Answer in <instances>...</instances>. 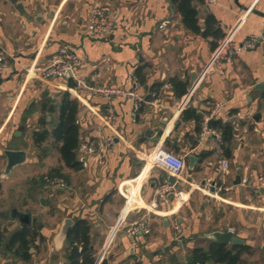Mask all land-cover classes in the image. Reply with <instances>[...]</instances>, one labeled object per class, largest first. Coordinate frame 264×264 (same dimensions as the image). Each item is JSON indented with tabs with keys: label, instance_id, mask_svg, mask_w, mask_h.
<instances>
[{
	"label": "crops",
	"instance_id": "obj_1",
	"mask_svg": "<svg viewBox=\"0 0 264 264\" xmlns=\"http://www.w3.org/2000/svg\"><path fill=\"white\" fill-rule=\"evenodd\" d=\"M105 4L115 30L93 34L90 12ZM196 8L199 25L214 15L223 37L191 32L171 0H0V264H67V218L70 229L88 224L93 264H199L193 250L221 245L209 235L221 230L244 239L224 244L245 246L236 264H264V196L254 190L264 174V48L225 61L227 49L261 32L264 0L198 1ZM63 46L81 65L69 77L44 78L39 68ZM134 79L144 96L139 111L129 97L107 102L89 88L129 87ZM66 93L77 102L79 169L65 164L54 134ZM156 146L184 156L187 167L173 201L151 212L166 174L146 162ZM6 149L26 151L9 173ZM214 183L228 189L208 191ZM19 212H30L32 225H22ZM146 215L152 231L127 235L126 225ZM209 253L204 264H225Z\"/></svg>",
	"mask_w": 264,
	"mask_h": 264
},
{
	"label": "built area",
	"instance_id": "obj_2",
	"mask_svg": "<svg viewBox=\"0 0 264 264\" xmlns=\"http://www.w3.org/2000/svg\"><path fill=\"white\" fill-rule=\"evenodd\" d=\"M206 5H215L218 0H202ZM111 7L108 4L104 6H95L90 12V21L87 24L88 30L93 34H98L102 36L108 35L115 30L116 22L109 15ZM262 46L264 48V23L259 34H252L249 38L242 41L240 44L234 46V48L227 49L228 52L225 56V61L227 64H231L234 60L236 54L251 50L256 45ZM58 55L52 58V60L41 66L39 68L40 73L46 79L52 78H64L66 77L67 71H72L81 65V58L72 48L68 46H63L59 49ZM6 65V58L4 51L0 49V66ZM140 83L134 79V82L129 87L115 86L111 84L94 83L89 85L90 90H93L97 94L105 97L107 102L112 101L115 97H129L133 100L135 111L140 110V106L144 103V96L139 92ZM113 116V111L107 116V121ZM206 124V123H205ZM205 131L213 132L217 137L221 138V131H214L212 128L208 127L206 124L204 127ZM113 140L110 139L108 144H112ZM89 152L95 151L94 146L88 148ZM146 162L150 164V168H160L166 172L164 176L156 185V189L153 195V201L149 205V211L153 212L159 208V203H171L173 197L177 194V184L181 179L183 171L187 167V161L184 156H179L172 150L168 149L166 146H156L148 152L146 156ZM221 169L223 173L229 170V161L223 159L221 162ZM167 174L173 175L176 179V183H172L168 178ZM254 186L255 192L264 196V174H259ZM58 180L56 177L54 181ZM248 182V179H244V183ZM213 188H217L216 183L208 184L207 190L210 191ZM228 189L226 186H220L217 189ZM152 231L151 224L149 222V217L144 216L142 219L134 221L126 225V234L131 237H136L138 234H148Z\"/></svg>",
	"mask_w": 264,
	"mask_h": 264
},
{
	"label": "trees",
	"instance_id": "obj_3",
	"mask_svg": "<svg viewBox=\"0 0 264 264\" xmlns=\"http://www.w3.org/2000/svg\"><path fill=\"white\" fill-rule=\"evenodd\" d=\"M202 0H171V2L177 6L178 11L183 15V21L187 29L194 33H201L205 37L212 36L214 40L224 36L223 32L218 24V20L214 15H208L206 18V25L202 28L199 25V14L196 8V3ZM214 42V46H215ZM66 100L62 105V115L54 134L60 139V150L62 158L68 166L71 168H81V163L77 160V149L79 147V127L76 123V113L78 111L77 102L74 99H70V93L65 94ZM194 117L198 118L199 115ZM224 125L219 123L215 127L222 128ZM223 133H226V126ZM41 134L44 137L47 132L38 133L35 132V136ZM89 226L86 221L79 220L73 228H71L67 234L66 254L68 255L69 262L67 264H93L95 261V255L91 250V241L88 236ZM23 236L27 235L32 237L28 229H25L22 233ZM29 241V238L27 242ZM79 244L82 245V250L79 251ZM245 246L227 247L224 244L218 245L216 248H211V252L214 258L218 262H224L225 264H236L239 261L240 254ZM193 258L199 264H204L208 260L209 252L196 248L193 250Z\"/></svg>",
	"mask_w": 264,
	"mask_h": 264
},
{
	"label": "water",
	"instance_id": "obj_4",
	"mask_svg": "<svg viewBox=\"0 0 264 264\" xmlns=\"http://www.w3.org/2000/svg\"><path fill=\"white\" fill-rule=\"evenodd\" d=\"M258 46V44L256 45ZM73 74V72L67 71L66 77H69ZM210 123L213 122V120L209 121ZM5 155L7 156V166L5 169V173H9L12 168L18 165V163H21L24 161L26 157V151L24 150H12V149H6L5 150ZM189 165L192 168L196 161L197 157L194 155L189 156ZM168 178L171 180L172 183H176V179L174 178L173 175L167 174ZM237 180L235 184H238L242 181L240 173L237 175ZM16 218L21 221L22 225H32L34 222V219H32V215L30 212H19L15 214ZM74 224L73 219L67 218L65 221V225L62 230V236L67 238V234L69 232L70 227ZM210 237H212L215 241H217L219 244H232V245H240L241 243L244 242V239L241 238L240 236L238 237L235 235L232 231L230 230H221V231H213L210 234ZM209 258H211V255H209ZM108 261L107 259H104L102 264H107Z\"/></svg>",
	"mask_w": 264,
	"mask_h": 264
}]
</instances>
